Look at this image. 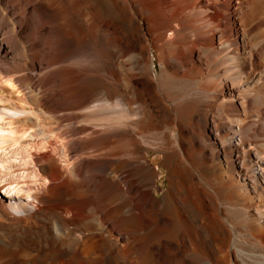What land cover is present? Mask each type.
Masks as SVG:
<instances>
[{
    "label": "bare ground",
    "instance_id": "obj_1",
    "mask_svg": "<svg viewBox=\"0 0 264 264\" xmlns=\"http://www.w3.org/2000/svg\"><path fill=\"white\" fill-rule=\"evenodd\" d=\"M0 77L35 111L0 109V177L33 155L18 128L74 160L36 154L15 213L0 194L18 264H264V0H0Z\"/></svg>",
    "mask_w": 264,
    "mask_h": 264
},
{
    "label": "rangeland",
    "instance_id": "obj_2",
    "mask_svg": "<svg viewBox=\"0 0 264 264\" xmlns=\"http://www.w3.org/2000/svg\"><path fill=\"white\" fill-rule=\"evenodd\" d=\"M250 36H251V39H253V36L252 35H250ZM6 82L7 81H5L4 78L3 79L1 78L0 79V86L8 83V82L7 83ZM10 88L12 89L11 86H10ZM24 97H25L24 93L22 91H19V90L16 91L14 96L0 93V109L4 110L5 112H7L10 115L9 119L8 118L6 119L7 121L10 120L11 117H12V119H14L15 117H18L19 115H30V114L33 115L35 113V111L32 109V106L29 105V103L20 99V98H24ZM15 106H16V108H15ZM68 112L69 111H65L66 114H70L72 112V110L70 113H68ZM75 112H77V111L73 110L72 113H75ZM67 123L68 122H65V125H67ZM81 124H82V122H77L74 125L78 126ZM12 126H14V127L17 126V123L14 121V123H12ZM67 127L68 126H64L61 129L64 130ZM38 130H40V129L37 127H32V128L23 129V130L18 128L17 130H15V135L19 136L21 139L20 143H18L20 145H18V146H24L25 149H27V150L29 149L30 151H33L32 152L33 155H31L30 157L26 156L22 160H17V163H19L18 164L19 169L17 166V167H15V168H17V170L16 171L14 170L10 175L5 176V177H3V176L0 177V194H1V196L7 195V196H11L13 198L11 201V204H9V209L13 213H15L16 210L19 209V207H18L19 201L22 200L23 202H26V203L32 202L33 200H35V199L32 200L33 195L36 193L42 192L43 191L42 188H45V186H47V184L49 183L48 180H45V179L42 180V177L39 176V174L35 171V169L36 170L38 169V164L36 165L35 160H34L36 154L38 155L41 152L47 151L49 149H51L53 151L55 150L54 152H55L56 157L60 159V162L65 166V168L69 167L70 164H72L74 161L73 159L65 161L64 160V154H62L63 153L62 141H64V142L67 141L66 140L67 138H65V139L59 138V141H55L52 145H50L49 148L39 147L38 142H42L43 140L44 141L47 140V136L53 137L52 136L53 132L47 131L46 134L43 135V134H39ZM81 135H83V134H79L76 137H79ZM33 145H35V146H33ZM144 161H147L148 163H150L151 165L156 167V166L161 165V162L164 161V156H163V153L161 151L157 150L155 147H152V149L149 151V153L147 155V160H144ZM13 176H14V178H16L17 182L8 183L7 182L8 179L6 180V178H10ZM109 176L110 177H116L113 172H109ZM168 186H169V180H168L167 169L161 167L160 174L157 175V182H156V186H155V190L157 191L156 196L161 197L164 194V192ZM14 188L19 189L18 190L19 192L16 193V191H14ZM34 204H37V202H34ZM254 251L255 250H252V248H249L248 252L251 253V255H249V257L251 256L252 259H253V256L254 257H256V256L260 257L258 255L259 252L256 251L255 252L256 254H255ZM252 253H253V255H252ZM119 255L121 257L123 256V255H121L120 251L115 252V254L113 256L108 258V260H109L108 264L109 263L110 264L111 263L112 264H123L122 258ZM22 256H23V253H22V250H20V249L13 248V247L0 248V264H3V263L8 264L10 262L12 264H18V262L20 261L19 258H22ZM115 256H116V258L119 257L120 259L117 258L118 259L117 260L115 258ZM249 257H246V258H249ZM17 258H18V260H17ZM1 260L3 262H1ZM119 261H121V262H119Z\"/></svg>",
    "mask_w": 264,
    "mask_h": 264
}]
</instances>
